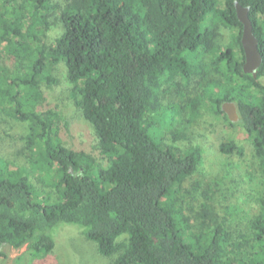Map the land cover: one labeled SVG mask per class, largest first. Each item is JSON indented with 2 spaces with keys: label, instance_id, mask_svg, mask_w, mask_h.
Wrapping results in <instances>:
<instances>
[{
  "label": "trees",
  "instance_id": "obj_1",
  "mask_svg": "<svg viewBox=\"0 0 264 264\" xmlns=\"http://www.w3.org/2000/svg\"><path fill=\"white\" fill-rule=\"evenodd\" d=\"M237 1L249 7L263 55L257 77L243 69ZM218 20L233 30L224 45ZM49 31L55 35L47 44ZM61 63L107 164L64 145L57 111L39 103L42 85L57 82L51 71ZM194 74L202 93L191 98ZM263 77L264 0H0V110L28 122L31 165L11 168L0 157V257L5 246L45 257L56 246L54 229L72 224L101 255L115 256L113 264H264ZM183 87L182 99H168ZM225 101L238 107L263 189L257 213L235 229L210 188L194 207L199 184L191 190L184 182L203 150L179 146L186 135L175 128L191 124L203 102L233 124ZM220 149L245 154L235 138ZM37 171L58 176L60 199L34 200L44 185Z\"/></svg>",
  "mask_w": 264,
  "mask_h": 264
},
{
  "label": "rangeland",
  "instance_id": "obj_2",
  "mask_svg": "<svg viewBox=\"0 0 264 264\" xmlns=\"http://www.w3.org/2000/svg\"><path fill=\"white\" fill-rule=\"evenodd\" d=\"M216 25L220 43L227 44L232 39L233 30L219 20ZM47 35L42 40L50 44L55 33L49 31ZM206 58L210 60L211 56L207 55ZM51 73L57 78V82L42 85L43 98L39 103H46L57 111L56 130L62 143L70 148L85 150L103 164H107L106 160L100 158L99 140L94 127L85 120L81 109L70 96L66 66L61 63L58 67L55 66ZM260 80L264 83V77ZM200 82L199 74H194L188 86L189 97L195 98L197 93H202ZM184 90V87L178 91L177 88L172 89L173 94L168 96V99H182ZM210 106L211 103L203 102L200 115L191 124H175L177 132H185L186 135L177 142L179 146L186 148L198 145L203 150L202 162L195 173L186 179L184 185L191 189L194 183L199 184L198 190L193 192L191 198L195 208H199V204L204 200L201 190L210 188V192H213L212 202L229 218L230 226L235 229L245 225V215L257 213L259 192H263L260 184L262 178L257 169L252 141L243 126L238 123L239 119L232 124L222 114L217 113L216 109L210 110ZM28 133V122L14 119L0 110V157L9 163L11 168H31L25 154V136ZM226 138H235L241 143L245 154L239 156L222 153L220 144ZM33 176L39 177V181L43 179L44 185L50 186L44 188L40 183V188L34 190V200L52 202L60 199L57 175L47 178L43 171H37ZM53 235L56 246L47 256H33L26 247L15 249L5 246L6 256L0 257V264H113L115 256L101 255L96 242L86 239L81 228L76 225L60 224L54 229Z\"/></svg>",
  "mask_w": 264,
  "mask_h": 264
},
{
  "label": "water",
  "instance_id": "obj_3",
  "mask_svg": "<svg viewBox=\"0 0 264 264\" xmlns=\"http://www.w3.org/2000/svg\"><path fill=\"white\" fill-rule=\"evenodd\" d=\"M236 12L238 19L243 23L242 45L245 52V62L243 69L245 72L252 73L257 77V71L263 61V55L259 49V40L254 33L253 23L249 16V7L236 2ZM222 109L227 113L231 121L238 119L236 104L231 101H225L222 104Z\"/></svg>",
  "mask_w": 264,
  "mask_h": 264
},
{
  "label": "flooded vegetation",
  "instance_id": "obj_4",
  "mask_svg": "<svg viewBox=\"0 0 264 264\" xmlns=\"http://www.w3.org/2000/svg\"><path fill=\"white\" fill-rule=\"evenodd\" d=\"M235 104H236V103H235ZM236 111H237V115H238V107H237V105H236ZM226 114H227V113H226ZM238 119H239V115H238ZM238 119H237V120H238ZM237 120H236V121H237ZM232 122H235V121H232Z\"/></svg>",
  "mask_w": 264,
  "mask_h": 264
}]
</instances>
